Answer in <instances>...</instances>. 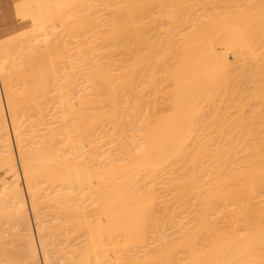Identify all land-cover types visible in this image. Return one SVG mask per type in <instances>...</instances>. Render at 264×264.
I'll use <instances>...</instances> for the list:
<instances>
[{
  "label": "bare ground",
  "instance_id": "obj_1",
  "mask_svg": "<svg viewBox=\"0 0 264 264\" xmlns=\"http://www.w3.org/2000/svg\"><path fill=\"white\" fill-rule=\"evenodd\" d=\"M83 1L47 0L46 3V0H44L43 2L50 9L48 8V12L42 11L44 14L46 13L45 18L48 21L50 20V24V22L53 23V19L59 21L63 15L66 16V14H69L68 12H72L74 5L72 4L73 6L70 7L71 3L80 4ZM98 1V6L96 4L98 10L106 12L103 15H101L102 12L98 13L101 16L97 17V22L94 23L96 18H93L94 20L91 19L89 23L85 19H88L87 16L91 15L90 11L93 8L88 15L84 14L87 15L84 19L86 22L81 21L86 26L92 24V28L95 24L93 35L97 41L98 51L96 50L95 56L92 55L94 58L92 57L91 67L87 70L88 85L85 87H90L91 93L69 94L71 93L70 90L76 87V82L69 76L70 71L62 69L63 74L65 72L63 79L55 81V73H57L56 70H58L59 65L57 58L60 57L55 58L53 56V59L47 61L48 64L45 63V60V62H37L40 57H43V54L30 47L29 50L21 47V55L23 54V57L29 60L25 63L23 59L24 66L19 67V72L25 73L29 70L32 77L28 80L25 79V81L22 79L21 91L15 93L16 90H13L11 78L16 74H11L13 67L18 66L13 62L15 60H12L13 55L9 52L10 48L8 49L6 44L0 43V88L4 95V104L0 96V169H3L5 173V181L3 180L5 183L2 181L3 186L6 184L0 190V195L4 199L7 198L5 203L2 200L3 198H0V264H41V260L43 264H239L241 254H243L241 253L242 246L247 249L250 245L248 247V250H250L247 251V255H249V252H252L251 243L252 241L253 243L256 242V237L254 238L251 234L254 240L249 237L246 245L241 246L239 234L235 232L236 227H232L235 233L230 227L238 225L237 229H239L238 227L242 223L240 221H243L240 220V213H243V211L241 209L238 213L236 210H231L233 207L230 205L226 208V210L228 209L226 217L223 210L225 205L227 207L230 204L229 201L232 202L237 196L238 201L242 200H239V198L241 196L240 192L245 189L244 187L248 189V191L246 190L247 193L249 192L246 199L250 197L249 200H252L255 194L257 196L260 188H264L263 185L260 186L261 180L264 179L262 177L264 176L262 175L264 174V168H261L264 165L259 167L262 162L264 163V153L260 151L259 154H263L260 157L256 150L259 147L264 150V133L262 131L260 133L262 140L261 137L259 138V131H256L261 127L264 128V125L260 124H264L261 118L264 116L263 111H261L262 104L264 105V97H261L264 94V91H262L264 90V78H262V74L259 75L261 71H258V68L262 65L260 63L264 62V0H189L191 3L187 0L189 4L185 0L184 5L183 0ZM26 2L29 5L26 4L25 7L23 5V8L31 7L30 1ZM42 4L40 8L44 9L46 5L43 7ZM84 4L89 3L84 2ZM92 4L94 6V3ZM242 5H244L243 8H241ZM91 7L92 5L90 9ZM38 8L39 6L33 9L36 11ZM153 8H156L157 11H152ZM224 8L225 13L218 11L220 9L224 10ZM208 11H210V14L207 13ZM73 12L68 16L73 17L71 14L76 13ZM95 12L98 11L95 10ZM95 12L92 11V14H95ZM153 12L158 14L157 17H154L155 21L160 20L163 26L166 27L165 30L163 29L162 39L160 37L158 38L161 40L157 39V41H160H158L160 43L158 50L156 49L158 43L154 44L152 40L150 41V38L148 39L154 31V27L158 28L155 21L147 22L153 20ZM85 13H88V11ZM25 14L27 13L25 12ZM19 15H22V12ZM36 16L35 14L33 17L34 24L37 21L40 22L39 19L42 17L40 14L38 15L40 17ZM143 18L144 20L149 19L146 21L148 26L151 27L154 24L153 31L149 30L150 33L148 29L151 28H145L147 25L146 22H142ZM60 23L61 21L57 24L60 25ZM38 24H35V29L38 26L41 27V23ZM160 26L157 30L161 29ZM74 27L76 28V26ZM89 27L90 25L87 29ZM48 28L50 29V26ZM65 28L67 29V27ZM92 28L90 29L91 32H93ZM35 29H32L34 34L40 28H37L36 31ZM55 29L53 33H55ZM87 29L86 31H89ZM215 32L217 34L216 38L214 37ZM27 33L29 34V31ZM53 33L51 34L53 35ZM22 34L25 35V33ZM58 34L60 35V33ZM52 35H47L48 38L45 39H49ZM219 35L222 41L217 40V42L232 48L234 60H229L223 54V51L217 50L218 43L216 39H219ZM38 36L41 37L39 33ZM44 37L46 36L44 35ZM153 37L156 39V36ZM37 38L33 39L34 43L37 42L34 41ZM15 40L17 41V38ZM39 40V42L42 41ZM248 41L254 42L253 44L250 43L253 46L255 45V49H252L255 51L256 59L254 60H258L255 62L258 67L252 66L254 60H251L253 62H250V64L244 62L243 58L238 57V51L242 49L241 46L245 44L247 46ZM15 42L10 43L16 44L17 42ZM20 42L23 43L24 41ZM58 42L60 43V41ZM52 43L53 46L54 43ZM143 44L147 45L143 46ZM222 44L220 46H224ZM31 46L33 45L31 44ZM97 46L95 45V47ZM17 50L19 49L17 48ZM48 50L50 51L51 47ZM105 50L109 53L108 60L104 59L105 56L102 57ZM156 50L159 52L157 53ZM97 52L99 53L97 54ZM132 53H134V56ZM129 54L132 55L131 58ZM154 55L159 57L157 58ZM66 57L68 58V56ZM150 58L154 59L156 64L151 65ZM84 59L82 60L85 61L86 59ZM147 60L151 64L145 63ZM61 62L63 63V61ZM81 63L80 66H82ZM245 63L250 66L246 68H250L248 72H252L248 73L244 68L245 73H248L247 76H254L255 69L251 71V68H256V71H258V75L257 72L256 75L261 77V79L258 77L260 81L255 80L257 79L256 75L254 76L255 79L250 77L252 81L251 84L249 82L248 84L260 86H256L257 89L256 87L246 86V90L249 92L254 89L251 90V96L245 90V93H243L246 82L244 87L241 86L243 87L240 89L241 93L237 91L240 97L242 95V100L246 93L248 94V99L244 97L247 105L244 100V105L240 102V97L238 98L240 101L236 99L238 94L235 95V98L232 97L241 84L235 87V93L232 87V91L229 89L230 78L231 83H233L242 73L244 74L243 68H241L242 72L239 69L240 74L237 78L234 77L235 75L232 76L233 72L232 74L230 72L232 70L237 71L235 69L236 64H242L241 67H246L243 65ZM150 65L152 67L156 65V68L153 67L155 70ZM25 66L28 70L24 69ZM151 68L152 70H150ZM262 70L264 72V69ZM228 71H230V76L226 73ZM141 72H144V76L143 73L140 75ZM161 74L167 80L165 81L169 82L167 83L168 87H171L170 94L166 93V95H169L166 99L169 97V101H165V98L161 97L165 93L163 91L168 92L169 90H162L164 80H162L163 78L160 79L161 76L159 75ZM244 75L241 76L244 78ZM50 77L53 78L52 81H49ZM240 77L238 79L239 83L242 78ZM243 78L242 80L245 81ZM14 80V83L18 81ZM160 80L163 83H158L162 84L159 85L161 90H158L157 82ZM254 80L255 83H253ZM19 84L20 80L17 85ZM167 84L165 83V85ZM145 85H149L150 88L154 89L152 94L144 96L148 94L145 88H149ZM165 85L164 87H167ZM139 86L143 90H140ZM261 87L262 89H260ZM15 89H18V87H15ZM64 89L68 90L69 93H62ZM144 89L147 92H143ZM150 90L152 89H149V93ZM228 91L230 94L233 92V95L230 96L232 97L231 100L234 99V101H231L233 103H230V97H228V101L225 99ZM159 92L161 100L163 98L164 103H170V106L167 105L170 110L164 109L167 113L161 111L164 114L159 111V108H163L162 105L160 106ZM256 92L258 93L256 94ZM259 92H263V94L261 95ZM222 96L225 97H223L225 100L221 99ZM252 96L253 98L257 96L256 98L262 104L259 105L260 103L255 98L254 100L258 104L253 107L248 101L253 100ZM218 97H220V101H224L219 103H225L223 108L229 102L227 108H230L231 113L234 107L232 105L229 107V104L235 105L234 102H236V105L239 106L235 107H241V109H236L237 114L234 112L236 115L232 113L229 116V120L233 119L232 121L227 120L228 117L226 118L227 121L225 118L223 119V116L226 117V115H222L223 111L225 110V114L229 113L226 112L228 110L226 108L224 110L222 107L218 108L222 104H216L218 106L216 107L215 102L218 103L219 99L216 100ZM239 102L242 106L238 104ZM157 103H159V108ZM255 103L253 102V105ZM250 105L255 111L257 110L256 112L259 110L261 112L259 111L258 115L256 112H252L254 109L250 112L248 110L251 108ZM5 107L8 118L5 115L7 114L4 111ZM247 107V112L243 113ZM242 109L244 110L242 111ZM240 112L241 114H239ZM245 114L254 117V120L260 118L262 122L257 120V123L248 116V120L245 121V116H242ZM254 114L257 117L252 116ZM233 115L236 116L235 119ZM237 115L241 116L238 124H241L244 118V126L246 125L245 122L250 127L249 129L254 125L255 130L252 131V128V132H249L248 126L247 130L245 127L243 130L247 131L246 135L249 133L247 137L251 143L253 142L251 137L255 140L258 138L257 143L260 141L259 144L255 142L251 144L252 146L256 144L258 148L254 146L255 150L250 147L251 145L248 144L250 141L248 142V140L246 144L251 149H247L248 146L246 145L241 150L237 148V146L242 147L239 145L247 139L246 135H243L244 131L242 133V130H240L243 126L240 125V128L237 126L236 118L239 117ZM224 121L230 123H228L229 126L226 125L227 129ZM253 121L257 126L261 125L260 128L256 129ZM228 129L229 131H226ZM231 129L233 133L239 129V134L241 132V135H243L241 137L246 138L245 141H242L239 135L237 137L241 138V143L240 139L238 142V138L235 141L234 138L236 137L234 136V140H229L228 135L232 138L231 135L226 134L225 136V133L230 132ZM253 132L254 135L257 134L256 137L251 135ZM227 139L231 142L233 140L234 145L231 143L226 145L223 141ZM261 143L262 146H260ZM228 144L230 147L236 146L234 147L235 150H232L233 148L231 147V149ZM106 146L108 148H105ZM236 149L239 151H236ZM234 152L238 153L235 154ZM243 153L246 155L243 156ZM232 154H235L236 157ZM237 154L242 155L243 159L247 156L245 157L247 161L244 159L245 166H242V168L239 167L243 163L242 157H238L239 160H242V162L241 160L238 162ZM231 155L237 159L235 162ZM248 157L250 159L256 158L250 160ZM259 158L261 159L258 160ZM226 161L227 163L231 161L232 164H226ZM258 161H261V164L259 163L257 166L255 162ZM238 163L240 164L238 165ZM247 163L252 164V170H249L252 167L251 164L249 167ZM236 164L239 167L238 170L234 168ZM228 165H233V168ZM243 168H245V172L241 170ZM228 169L230 172H228ZM234 169H236L235 172ZM258 169L260 174L257 171ZM238 173L243 176L244 180L251 173L252 177H249V179L251 181L252 178V181L247 183L248 178L245 181L241 180L242 185L243 182L245 184L240 186L241 177ZM245 174L246 176H244ZM257 181L259 183L256 184ZM227 182H230L228 187L234 186V188L229 187L230 190L228 191L226 189ZM231 184L234 185L231 186ZM252 184H256V187L259 185L257 187H260L259 190ZM238 185L243 189L239 190ZM247 186L249 188L250 186L251 188L252 186L255 187L258 191L255 188V190L250 189L257 191V193L250 192ZM5 190L7 191L5 192ZM244 192L245 190L242 194ZM41 198L44 199L45 204L43 210H49L46 211L50 215L48 223L47 220L42 219L37 205L38 200V202L42 201ZM255 199L253 198V200ZM227 200L229 201L227 202ZM250 202L246 200L245 203L252 204ZM239 203L236 202V205L234 202L237 207ZM254 203L256 204V202ZM242 206L244 209V205ZM242 206L240 205V207ZM229 208L230 214H228ZM161 211L164 214L163 212L161 214ZM235 213L239 214L238 221ZM181 214L186 215L182 217ZM229 215L232 217L229 218ZM223 217L227 218V221L228 218L232 219L229 220L232 225L228 223L229 228L232 230L231 232L229 229L230 234L226 231ZM244 217L245 215L242 219ZM262 217L263 215H261V220ZM184 218L188 220L184 221ZM3 220L4 225L9 224L5 225L8 226L7 228L2 227L4 226L1 224ZM170 231L172 232L170 233ZM11 236L12 238L15 237V240H13L16 243L19 242V245H11V242H13ZM260 238L264 240V235ZM14 242L13 244H15ZM262 256L264 257V255Z\"/></svg>",
  "mask_w": 264,
  "mask_h": 264
},
{
  "label": "rangeland",
  "instance_id": "obj_2",
  "mask_svg": "<svg viewBox=\"0 0 264 264\" xmlns=\"http://www.w3.org/2000/svg\"><path fill=\"white\" fill-rule=\"evenodd\" d=\"M26 1H30V6L33 7V8H34V7H38V6H39V8H40V7H41L40 5H41L42 3H43V4H42L43 7L46 5V4L43 2L44 0H43V1L41 0V2H42L41 4H40V0H37L36 2H35L34 0H33V1H32V0H26ZM26 1L23 2V0H0V16H1V17H0V43H1V44H6V46H8V49L10 48V49H9V50H10L9 52L11 53V55H13V59H12V56H11V59H12V60H15V61H13V62L16 63L17 66H18V67H16V65H15V66L13 67L15 70L13 69V72H12V74H11V75H15V74H16V75L13 76V77H14V79L18 80V81H16V82L14 83L15 80L13 79V77L11 78V82H13V83H12V84H13V90H16L15 93H20V91H21V87H22L21 84L23 83V82H22L23 80L25 81V79L28 80V79H30V78L32 77L31 74H29L30 72H29V70L27 69V66L24 67V69H27V70H28L27 72H25V73L22 72L23 74H22L21 72H19L20 68L24 66V64H23L24 60H25V63H27V61L29 60V59H27V58H24V57H23V54L21 55V49H22V48H25L26 50H29L30 48H34L35 51H38L39 53L43 54V57H40V58L37 60V62H38V61H39V62H45V61H46L45 63L48 64V62H49L51 59H53L54 57H55V58H56L57 56L60 57V58H57V60L59 61V62H58L59 65H58V67H57L58 70H56L57 73H55V77H56L55 79H56V80H55V79H54V80H55V81H58L57 79H61V80H62L63 77H64V74H65V72H64V74H63V70L65 69V70L70 71V72H69V73H70L69 76L74 80V82L77 83V85H76V83H75V86L77 87V89H76V87H75V88H74L75 90H74V89H73V90H70L71 93H69L68 90L64 89V90L62 91V93L68 92V93L71 94V95H74L75 93L78 94V93H81V92H83V93H91L92 90H90V87H88L89 89H88V88H85V87H87L86 85H88V82H87V78H88L87 70L91 67V63H92V61H93L92 59L94 58L93 56H95V54H96V50L98 49L97 41L95 40V36L93 35V34L95 33V32L93 31V30H94L93 28H95V27H94V26H95L94 23L97 22V21H96V20H97V17L103 15V13L106 12V11H103V12L101 11V12H102V13H101V12L98 10V7H97V6H98L99 1L97 0V1H98V3H97L96 0H95V2H94V0H92V1H91V0H88L89 2L86 1V0H85V1L82 0L83 3H80L81 5L75 3V2H77V1L74 2L76 5H75L74 3H71V6H70V7H72V6L74 5V6L72 7V10H73V11L75 10L74 12H76V13H74V12L72 11V12L74 13V14H71V15H73V17H72L71 15H70L71 17H69L68 15H69L70 13H72V12H68L69 14H66V16L69 17V18H67L66 16L63 15V16H62V19L60 18V20H59V21H61L60 25H58V24H59V21H58V20H55V19H53L54 21L51 20L53 23L56 21V22H55L56 25L54 24L55 26H54L53 23H51V22H50V24H49V21H50V20L48 21V19L45 18V14H46V13L44 14L43 11L48 12V10L50 9L48 5L45 6V8H44L45 10H44L43 8H40L41 10L38 8V10L35 11V9H37V8H35V9H33V8H31V7L23 8V5H24V7H25L26 4L29 5V3L26 2ZM70 1H71V0H70ZM82 1L80 0V2H82ZM90 1H91V4H90ZM183 1H184V2H183V5H184V4H185V0H183ZM186 1H187V0H186ZM188 1H189V0H188ZM188 1H187V3H188ZM18 2H19V3H18ZM25 2H26V3H25ZM34 2H35V3H34ZM84 2H85L86 4H87V3H89V4L85 5ZM32 3H33V4H32ZM37 3H38V5H37ZM46 3H47V0H46ZM92 3H94V6H93ZM189 3H191V2L189 1ZM189 3H188V4H189ZM238 3H239V2H238ZM243 3H244V2H243ZM72 4H73V5H72ZM96 4H97V6H96ZM222 4H224V3L222 2ZM240 4H241V2H240ZM21 5H22V6H21ZM35 5H36V6H35ZM79 5H80L81 7H80ZM91 5H92V7H91V9H90V6H91ZM207 5H208V4H207ZM209 5H210V4H209ZM77 6H78L79 8H76ZM186 6H187V4H186ZM243 6H244V5H242L241 8H243ZM18 7H19V8H18ZM74 7H75V8H74ZM83 7H84V8H83ZM87 7H88V8H87ZM195 7H196V6H195ZM195 7H194V8H195ZM20 8H21V9H20ZM22 8H23V9H22ZM27 8H28V9H27ZM46 8H47V9H46ZM48 8H49V9H48ZM85 8H86V9H85ZM93 8H94V9H93ZM4 9H5V10H4ZM32 9H33V10H32ZM84 9H85L86 11H88V13H85L86 11L84 12V11H83ZM92 9H93V10H92ZM221 9H222V8H221ZM221 9L218 10V11H219V12H222V11H223L222 13H225V12H224V11H226L225 8H224V10H221ZM19 10H20V11H19ZM25 10H26V11H25ZM27 10H28V11H27ZM39 10H40V12L38 13ZM42 10H43V11H42ZM90 10H92V11H94V12H95V10H96V11H98V12H95V14H92V11H90ZM23 11H24V12H23ZM29 11H31V12H29ZM78 11H80V12H78ZM81 11H82V12H81ZM89 11L91 12V15H90V16L88 15V14L90 13ZM152 11H155V12H156L157 10H156V8H153ZM212 11H213V10H212ZM214 11H215V10H214ZM19 12H20V13H19ZM21 12H22V15H19V14H21ZM25 12H26L27 14H25ZM83 12H84V13H83ZM155 12H153V13H154V15H153V17H152L153 20H151V21H147V20H149L148 18H147V19L145 18L146 20H144V18H143L142 22H143V21H144V22L147 21V22L149 23V22L155 21L156 19H154V17H157V16H158V14H156ZM34 13H35L37 16H38L39 14L42 15V17L44 16L43 18L41 17V19H39V20H41L40 22H39V21L36 22L37 25H39L38 23H41V24H40L41 27H40V26L37 27V25H36V27H37V28H40L39 30L43 29L42 31H39V30L36 28V29L39 31V32H38V31H36V29H35V24H36V23L34 24V21H33V19H34L33 17L35 16ZM82 13H83V14H82ZM96 13H97V16H96ZM98 13H101V15H100V14L98 15ZM207 13L210 14V11H208ZM211 13H213V12H211ZM226 13H227V12H226ZM28 14H29V16H28ZM31 14H32V17H31ZM43 14H44V15H43ZM84 14H87L88 16H87V15H84ZM25 15H26V16H25ZM81 15H82V16H81ZM22 16H23V17H22ZM37 16H36V17H37ZM80 16L82 17V19H81ZM85 16H87L88 19H85ZM91 16H92V17H91ZM38 17H40V16H38ZM64 17H65V18H64ZM74 17H75V18H74ZM89 17H90V19H89ZM70 18H71V20L73 19L72 22H71ZM78 18H79V19H78ZM93 18H94V19L96 18L95 21H94V23H93V24H94L93 28L91 27L92 24H88V25L86 26V24L83 23V22H86L85 20H88V22L90 23V20L93 19ZM43 19H44V21H43ZM63 19H64V20H63ZM65 19H66V20H65ZM68 19H69V20H68ZM84 19H85V20H84ZM94 19H93V20H94ZM46 20H47V21H46ZM76 20H77V21H76ZM93 20H92V22H93ZM35 21H36V20H35ZM42 21H43V22H42ZM62 21H63V22H62ZM78 21H79V22H78ZM81 21H83V22H81ZM159 21H160V20H157V22L155 21V23L157 24L158 28H159L160 25L163 27V28H162V27L160 26L161 29H159V30H157L158 28L154 27V31H153V29H152L153 26H154L153 23H152L153 25H152L151 27L147 25V22H146V25H147V26L145 25V26H146L145 28H147V27L151 28V29H148V32H149V33H150V31H153V32H154V33L152 32L151 35L148 37V39L150 38V41L152 40L154 44L158 43V41L162 39V34H163L164 30L166 29V27L163 26V23L160 21V23H162V24H160ZM45 22H46V23H45ZM47 22H48V23H47ZM65 22H67V23H65ZM69 22L71 23V26H70V23H69ZM76 22H77V23H76ZM88 22H87V23H88ZM57 23H58V24H57ZM68 23H69V24H68ZM79 23H80V24H79ZM82 23H83V26H82ZM48 24H49V25H48ZM66 24H67V25H66ZM44 25H45V26H44ZM52 25H53L54 27H53ZM65 25H66V26H65ZM89 25H90V27L92 28V31H93V32H91V30H90L91 28H90V27H89V29H87ZM150 25H151V23H150ZM48 26H50V29L48 28ZM61 26H62V27H61ZM64 26L67 27V29H66ZM74 26H76L77 29H76ZM77 26H78V27H77ZM43 27L45 28V30H44ZM68 27H69V29H68ZM71 27H72V28H71ZM79 27H80V28H79ZM51 28H53V29H51ZM55 28L57 29V31H56ZM70 28H71V29H70ZM73 28H74V29H73ZM82 28L85 29V30H83ZM155 28H156V29H155ZM32 29H33V30L35 29V31H36L35 34L33 33V30H32ZM46 29H47V30H46ZM54 29H55V33H53ZM58 29H59V30H58ZM64 29H66V30H65L64 32H61V31H63ZM80 29H81V31H80ZM86 29L89 30V31H86ZM163 29H164V30H163ZM30 30H32V31H30ZM49 30H50V31H49ZM69 30H70V31H69ZM72 30H73V32H71ZM78 30H79V32H78ZM149 30H150V31H149ZM161 30H163V31H161ZM28 31H29V34L27 33ZM35 31H34V32H35ZM43 31H44V32H43ZM68 31H69V32H68ZM146 31H147V29H146ZM157 31H158V32H157ZM30 32H31L32 34H31ZM37 32L39 33V35H40L41 37L38 36V33H37ZM83 32H84V33H83ZM148 32H147V34H149ZM22 33H25V35H23ZM40 33H41V34H40ZM49 33H50V34H49ZM51 33H53L54 36H53ZM58 33H60V35H59ZM67 33H68V34H67ZM156 33H158L159 36H158V34L156 35ZM160 33H161V35H160ZM217 33L219 34V32H217ZM21 34L23 35V38H22ZM26 34H28V35H26ZM33 34H34V36H33ZM43 34H44L46 37H44ZM61 34H62V36H61ZM71 34H72V35H71ZM153 34H154V35H153ZM205 34H206V33H205ZM213 34H214V33H213ZM215 34H216V32H215ZM47 35H49V36L52 35L53 37L51 36L49 39H45V38H48ZM56 35H57V37H56ZM69 35H70V36H69ZM73 35H74V36H73ZM152 35H153V36H156V39H154L155 37H153ZM220 35H221V34H220ZM220 35L218 36L219 39H216V42H217V40H219L220 42L222 41V40H220V39H221V38H220ZM18 36H20V37L18 38ZM25 36H26L27 38H26ZM30 36H31V38H32V37H33V38H32V39H31V38L29 39ZM35 36L38 37V38H37V40H34V41H37V42L34 43V42H33V39L36 38ZM59 36H60V37H59ZM147 36H148V35H147ZM212 36H213V35H212ZM212 36H211V37H212ZM216 36H217V34H216L214 37L216 38ZM158 37H160L161 39L158 38ZM214 37H213V40H214ZM16 38H17V41L15 40ZM51 38H52V41H51ZM58 38H59V39H58ZM26 39H27V40H26ZM39 39H41L42 41L39 42V41H40ZM43 39H44V41H46V42H47V40H49V41H48L47 43H45V42L43 41ZM53 39H54V40H53ZM55 39H58V40H55ZM62 39H63V40H62ZM65 39H66V40H65ZM92 39H93V40H92ZM153 39H154L156 42H155ZM157 39H159V40L157 41ZM25 40L28 41V43H26ZM15 41H16L18 44H17ZM18 41H19V42H20V41H24L25 43H24V42H23V43H22V42L19 43ZM29 41H30V42H29ZM54 41H55V42H54ZM58 41H60V43H59ZM66 41H67V42H66ZM92 41H93V42H92ZM94 41H95V42H94ZM10 42H11V43L15 42L16 44H11ZM32 42H33L34 44H33ZM38 42H39V44H38ZM52 42H53L54 44H53ZM159 42H160V41H159ZM198 42H199V41H198ZM213 42L215 43V40H214ZM220 42H219V43H220ZM223 42H224V41H223ZM250 42L252 43V41H250ZM250 42H249V41L247 42V44H248L247 46H245L246 44H245L244 46H241L242 49H241L240 51H238V55H239L238 57L243 58V61H244V62H247V63H250V62L252 63L253 61H251V60L256 59V58H255V57H256V54H255V51L253 50V49H255V45H254V46L252 45L254 42H253L252 44H251ZM7 43H8V45H7ZM9 43H10V44H9ZM30 43H31L33 46H31ZM51 43L53 44V46L51 45ZM85 43H86V44H85ZM93 43H95V44H93ZM195 43H197V42H195ZM217 43H218V42H217ZM217 43H216V44H217ZM219 43H218L219 46H218V45H217V46L215 45V46L217 47V50H218V51L220 50L221 52L223 51V52H224L223 54H225V56H226L229 60H231V61L234 60V52H233L232 48H228L229 46L226 47L227 45L222 44V43H221V44L224 45V46H220L221 44H219ZM36 44H37V45H36ZM40 44H43V45H40ZM45 44H46V45H45ZM59 44H60V45H59ZM92 44H93L94 46H93ZM249 44H250L251 46H250ZM9 45H10V47H9ZM13 45H14V46H13ZM19 45H20V46H19ZM65 45H66V46H65ZM86 45H87V47H86ZM88 45H89V46H88ZM95 45H96L97 47H95ZM144 45L146 46L147 44H143V46H144ZM158 45H159V46H158ZM12 46H13V47H12ZM35 46H36V47H35ZM41 46H42L43 49L41 48ZM59 46H60V47H59ZM62 46H64V47H62ZM252 46H253V47H252ZM11 47H12V48H11ZM21 47H22V48H21ZM26 47H27V48H26ZM29 47H30V48H29ZM47 47H48V48H47ZM50 47H51V50H50L51 52H50L49 50H48V51H49V55H50V54H51V55H50V57H49L47 49H50ZM54 47H55V49H54ZM158 47H160V43L157 44V48H156V45H155V48H156L157 50L159 49ZM13 48H14V51L12 52ZM17 48H18L20 51L17 50ZM57 48H58V49H57ZM60 48H61V49H60ZM85 48H86V49H85ZM92 48L94 49L95 52L93 51ZM224 48H225V49H224ZM226 48H227V49H226ZM252 48H253V49H252ZM222 49H223V50H222ZM41 50H42V52H41ZM84 50H86L87 53H86V51H84ZM157 50H156V52H157ZM57 51H58V52H57ZM61 51H62V52H61ZM82 51H84L85 53L82 52ZM90 51H91V52H90ZM97 51H98V50H97ZM130 51H133V50H130ZM142 51H144V50H142ZM65 52H66V53H65ZM92 52H93V53H92ZM133 52H134V51H133ZM158 52H159V51H158ZM158 52H157V53H158ZM12 53H13V54H12ZM14 53H15V54H14ZM39 53H38V54H39ZM46 53H47V54H46ZM53 53H54V54H53ZM63 53H64V54H63ZM83 53H84V56H83ZM98 53H99V52H97V54H98ZM62 54H63V55H62ZM133 54H134V53H132V55H133ZM159 54H160V53H159ZM159 54H158V55H159ZM16 55H17V56H16ZM19 55H20V57H19ZM65 55L68 56V58H67ZM80 55H81V57H80ZM86 55H87V57H86ZM92 55H93V56H92ZM102 55H103L102 57H104V56L106 57V58L104 57L105 60H108V58H109V53L107 52V50H105L104 53H103ZM129 55H130V54H129ZM132 55H130L129 57L131 58ZM158 55H157V56L154 55V56H156V57L158 58V57H159ZM14 56H15V57H14ZM21 56H22V57H21ZM53 56H54V57H53ZM62 56H63V57H62ZM133 56H134V55H133ZM154 56H153V58H154ZM16 57H17V58H16ZM51 57H52V58H51ZM79 57H80V58H79ZM83 57H84L86 60H85ZM92 57H93V58H92ZM156 57H155V59H156ZM20 58H21V59H20ZM49 58H50V59H49ZM132 58H134V57H132ZM23 59H24V60H23ZM42 59H43V60H42ZM46 59H47V60H46ZM59 59H60V60H59ZM80 59H81V60H80ZM82 59H84L85 61H83ZM257 59H258V58H257ZM12 60H11V62H12ZM16 60H17V61H16ZM40 60H41V61H40ZM44 60H45V61H44ZM130 60H132V59H130ZM150 60L152 61V64H151V62L148 61V60H147L148 62L145 61V63L153 65V64L155 63V60H154V59H151V58H150ZM157 60H158V59H157ZM157 60H156V61H157ZM18 61H19V62H18ZM21 61H22V63H21ZM47 61H48V62H47ZM61 61H63V63H62ZM82 61H83V62H82ZM132 61H133V60H132ZM153 61H154V62H153ZM248 61H249V62H248ZM256 61H258V60H256ZM256 61L254 60V62H253L254 64H252V66H253V65L256 66V64H255ZM81 62H82V63H81ZM241 62H242V61H241ZM259 62H260V61H259ZM259 62H258V63H259ZM61 63H62V64H61ZM80 63H81L82 66H80ZM239 63H240V62H239ZM251 63H250V64H251ZM263 63H264V62H263ZM263 63L261 62L260 64L264 65ZM18 64H20V65H18ZM64 64H65V65H64ZM76 64H78V65H76ZM155 64H156V63H155ZM260 64H259V65H260ZM151 65H150V67H152ZM241 65H242V64H241ZM241 65L236 64V68H235V69L238 71V73H236L237 71H233V70H232L231 72L228 71V72H226V73L229 74V72H230V74H232V72H233L232 76L235 75L234 77L237 78V77H238V74H240L241 68H243L242 71L244 72L245 75H244L243 73H242L241 75H242V76L244 75L246 78H245V77L243 78L241 75H240V76H241L245 81H243L242 78L239 76V77L241 78V80H239L240 83L238 82V79H239V77H238L236 80L233 78V79L236 81V82L233 81V83H234V84H233V83H231V78H230V81H229V82H230V85H229L230 88H229V89L231 90V89L233 88L232 90H234V93H235V90H236L235 87H236V86H239L240 84H241V85H240L239 87H237L236 93H235L234 95H233V92H231V94H230V92H229L230 90H229V91L227 92L229 96L226 95V96H225L226 98H225L224 96H222V98H221L222 100H225V99H226V101H228L227 99H229L228 97H230L231 95H233L232 97L235 98V95L238 94L237 91H238V92L240 91L239 93H241V90H240V89L244 87V83H245V82H246L247 84H245V88H243V93H245V91H246V92H249V91L246 90V86H247V87H248V86H249V87L251 86V88H253V87L255 88L257 85H255V84H254V86H252L253 84L250 85V84H251V81H252V80L250 79V77H253L252 79H255L254 76L256 75V72H257V75H258V71H259V72L261 71V73H260L259 75L262 74V78H264V76H263L264 72H263V70H262V69H264V66H263V68H261L262 65H260L261 70H260V68H258V71H256V70H257L256 68H251V71H253V69H255V72L253 73V75H254V74H255V75H254V76H251V75H250V76H249V75L247 76L248 73H252V72H248V69L250 70V68L246 69L247 67H250V66H248L249 64H248V65H247L246 63L243 64V65H245L246 67H244V66L241 67ZM63 66H64V67H63ZM78 66H79L80 68H79ZM237 66H239L240 68H239V67L237 68ZM252 66H251V67H252ZM254 66H253V67H254ZM19 67H20V68H19ZM61 67H62V68H61ZM84 67H85V68H84ZM153 67L156 68V65L153 66ZM153 67H152V68H153ZM256 67H258V64H257ZM152 68H151L150 70H152ZM162 68H164V67H162ZM244 68L247 70L248 73H245L246 70H244ZM62 69H63V70H62ZM83 69H84V70H83ZM153 69H154V68H153ZM239 69H240V71H239ZM154 70H155V69H154ZM161 70H162V69H161ZM14 71H15V73H14ZM17 71H18V72H17ZM24 71H25V70H24ZM61 71H62V72H61ZM242 71H241V72H242ZM83 72H84V73H83ZM158 72H159V69H158ZM158 72H157V73H158ZM161 72H162V71H161ZM161 72H160V73H161ZM17 73H18V74H17ZM142 73H143V76H144V72H141L140 75H142ZM21 74H22V75H21ZM230 74H229V76H230ZM23 75H26V76H23ZM157 75H158V74H157ZM163 75H165V73H163ZM163 75L161 74V75H159V76H161L160 79L163 78L162 80H164V84H163V85H162V84H158L159 82H160V83H163L162 80L158 81V82H157V84H158V87H157V88H158V90H161V89H159V87L162 85V86H163V89H162V90H164V89H165V90H168V89H169L168 92H167V91H163V92H165V93H163L162 91H160V92L163 93L161 97L165 98V101H167V100L169 101V97H168V99H166V97L169 96V95H166V93H169V94H170V88H171V87H168L169 85H168L167 83H169V82H166L167 80L163 77ZM257 75H256V76H257ZM58 76H59V77H58ZM226 76H227V74H226ZM229 76H227V77H229ZM232 76H231V77H232ZM15 77H16V78H15ZM21 77H22V78H21ZM25 77H26V78H25ZM48 77H49V75H48ZM61 77H62V78H61ZM157 77H158V76H157ZM258 77H260V76H257V77H256V78H257V79H255L256 81H260V80H258ZM247 78H248V80H247ZM22 79H23V80H22ZM140 79L142 80V77H141ZM157 79L159 80V77H158ZM228 79H229V78H228ZM233 79H232V80H233ZM249 79H250V80H249ZM260 79H261V77H260ZM19 80H20V84L17 85V84L19 83ZM50 80L52 81L53 78L50 77V78H49V81H50ZM165 80H166V81H165ZM255 80H254L253 83H255ZM1 81H2V79H1ZM59 81H60V80H59ZM241 81H243V82H241ZM262 81H263V79H262ZM248 82H249L250 84H248ZM16 83H17V84H16ZM140 83H142V82H140ZM140 83H139V84H140ZM165 83H166L167 85H165ZM259 83H261V82H259ZM262 83H263V82H262ZM78 84H79V85H78ZM232 84H233V85H232ZM236 84H237V85H236ZM159 85H160V86H159ZM164 85L167 86V87H164ZM231 85H232V86H231ZM258 85H259V84H258ZM261 85H263V84H261ZM145 86H147V85H145ZM148 86H149V85H148ZM148 86H147V87H148ZM241 86H243V87H241ZM15 87H16V88L18 87V89H15ZM139 87H140V86H139ZM139 87H138V88H139ZM142 87H143V86H142ZM231 87H232V88H231ZM257 87H260V86H257ZM257 87H256V89H257ZM263 87H264V86H263ZM80 88H81V89H80ZM161 88H162V87H161ZM141 89L143 90V88L140 87V90H141ZM145 89H146L148 92H147ZM145 89H144L143 92H147L148 94L146 93L147 95H144V96H148L149 94H152V93H153V90H154L153 88H150V86H149V88H145ZM149 89H152V90H150V93H149ZM256 89H255V90H256ZM260 89H262V87H261ZM263 89H264V88H263ZM89 90H90V91H89ZM232 90H231V91H232ZM244 90H245V91H244ZM248 90H249V88H248ZM251 90H254V89H251ZM251 90H250V92H249V94H250L249 96H251ZM1 91H2V89L0 88V96H1V99H2V103H3V97H4V95H3V91H2V92H1ZM262 91H264V90H262ZM160 92L158 93V97H159V98H160ZM252 92H253V91H252ZM243 93H242V94H243ZM253 93H254V92H253ZM253 93H252V94H253ZM257 93H258V92H256V94H257ZM259 93H260V92H259ZM143 94H144V93H143ZM222 94H223V93H222ZM260 94L262 95L263 92L260 93ZM163 95H166V96L164 97ZM224 95H225V94H224ZM243 95H244V94H243ZM246 95H247V96H246ZM246 95H245L244 97H245V99H246V98L248 99V94L246 93ZM254 95H255V93H254ZM258 95H259V94H258ZM263 95H264V94H263ZM263 95H262L261 97H264ZM158 97H157V99H158ZM220 97H221V96H220ZM220 97L216 98V100L219 99V101H218V103L215 102V105H216V104H217V105H218V104H219V105L222 104V105L219 106V107L216 105V107H218V108H221V107H222L223 110H224L225 108L228 109L226 112H228L229 114H227V113L225 114V112H224L225 110H224L222 115H226V117L223 116V119L225 118V120H226V118L228 117L227 120H229V119H230L229 116H231L232 113L234 114V112L236 113V111H237L236 109L239 108V107L236 108L235 106H239V105H236V102H234L235 105H234V104H229V107L232 105V107L235 108V110H234V108H233V111H232V113H231V110L229 111L230 108H227L229 102L226 103L227 105L223 108V106L225 105V103H219V102H224V101H220ZM223 97H224L225 99H224ZM232 97H230V103H233V102H231V101H234V99L231 100ZM236 97H237L236 99L239 100V101H240V99H241L240 102H242L243 105H244V102H243V100L245 101L244 97H243V100H242V98H241L242 95H241V97H240V94H238V96L236 95ZM239 97H240V99H238ZM254 97H255V96H254ZM256 97H257V96H256ZM256 97H255V98H256ZM145 98H146V97H145ZM149 98H150V97H149ZM163 98H162V100H161V98H160V101H161V102H163V100H164ZM249 98H250V97H249ZM252 98H253V96H252ZM255 98H253V100H254ZM147 99H148V98H147ZM147 99H145V100L147 101ZM250 99H251V98H250ZM256 99H257V98H256ZM261 99H262V98H261ZM261 99H260V100H261ZM263 99H264V98H263ZM148 100H150V99H148ZM216 100H215V101H216ZM237 100H236V101H237ZM253 100H248V101L250 102V104H251L253 107H255L256 104L260 103L259 99H257V100H258V103H257V101H255V100L253 101ZM157 101H158V100H157ZM161 102H160V106L162 105V106H161V107H163L162 109L159 108V106H158L159 103H157V107L159 108L160 113L165 112L164 109H165V110H170V109H169L170 107L167 108V107H168L167 105L170 106V103H169V102H166V103L163 102L164 104L161 103ZM240 102H239L238 104H241ZM245 102H246V105H247V101H245ZM249 102H248V107H249ZM253 102H256L255 105H253ZM167 103H169V104H167ZM263 103H264V101H263ZM3 104H4V103H3ZM165 104H166V105H165ZM261 104H262V102H261L259 105H261ZM163 105H164V106H163ZM233 105H234V106H233ZM246 105H245V106H246ZM251 105H250L251 108H249V109H248V107L245 108V110L242 109V111H243V110L245 111V112L243 111V113H246V112H247V109L251 112V110L254 109V108H252ZM3 106H4V105H3ZM241 106H242V104H241ZM262 106L264 107L263 104H262ZM47 107H49V106L47 105ZM165 107H166V108H165ZM260 107H261V106H260ZM263 107H262V109H263ZM243 108H244V107H243ZM257 108H258V107H257ZM239 109H241V107H240ZM262 109H261V111H263V113H264V109H263V110H262ZM258 110H259V109H258ZM4 111H5V113H7V111H6V107L4 108ZM161 111H163V112H161ZM239 111H241V110H239ZM239 111H238V112H239ZM242 111H241V112H242ZM249 111H248V114H249ZM256 111H257V110H256ZM256 111H255V109H254V111H252V112H256ZM259 111H260V110H259ZM259 111L256 112L257 115L261 112V111H260V112H259ZM221 112H222V110H221ZM241 112H240L239 114H241ZM165 113H167V111H166ZM263 113H261V115H263ZM163 114H164V113H163ZM236 114H237V113H236ZM236 114H234V115H236ZM248 114H247V116H248ZM251 114H253V113H251ZM251 114H250V115H251ZM5 115H6V117L8 118V113L5 114ZM234 115H233V117H234ZM257 115L254 114V115H252V116L257 117ZM238 116H239V117H238ZM242 116H245V121L248 120V117H251V116H248V117H247L246 114H245V115H242ZM235 117H236V116H235ZM235 117H234V119H235ZM237 117H238V118H236V119H237V120H236V121H237V122H236V123H237V126H239V128H240V125L243 126V127L240 128V130H242V133H243V131H244L245 129L247 130V126H248V125H247V122H245L246 125L244 126V124H243V122H244V118H243V120H242L243 122H242L241 124H240V123L238 124L239 119H240L241 116H240V115H237ZM246 117H247V118H246ZM259 117H260V115H259ZM259 117H258V118H259ZM263 117H264V116H262L261 118H262L263 123H264V118H263ZM251 118H252V117H251ZM251 118H249V119H251ZM7 120H8V119H7ZM227 120H226V121H227ZM232 120H233V119H232ZM232 120H229V121H232ZM240 120H241V119H240ZM251 120H254V117H253ZM257 120H259V122H262V120H261L260 118H259V119L256 118V120H254V121L258 123ZM229 121L226 122L227 124H226L225 121H224L225 126H226V125L229 126V125H228ZM254 121H253V122H254ZM240 122H241V121H240ZM253 122H251V123L253 124ZM255 122H254V124H255ZM248 123H249V121H248ZM229 124H230V123H229ZM260 124H261V125H264V124H262V123H260ZM255 125H256V129L260 128L259 126H261V125H258V126H257V124H255ZM227 126L225 127L226 129H227ZM250 126H251V125H250ZM244 127H245V129L243 130ZM9 128H10V127H9ZM249 128H250V127L248 126V129H249ZM252 128H253L252 131H254V130H255L254 125H252ZM252 128H251V129H252ZM261 128H262V129H261ZM261 128H260L261 130H260V129L256 130L257 132L259 131V132H258L259 135H260L259 138L261 137V134H260L261 131H262V133H264V130H263L264 128H263V127H261ZM229 129H230V128H229ZM229 129L226 130V131H229ZM251 129H249V132H252ZM238 130H239V129H238ZM238 130H236V132L233 130V131H234V133H233V132H232V129H231V130H230L231 133H230V132H227V133H225V136H226V134H230L232 138H230L229 135H228V139L231 140V139H233L234 137H236V138H234L235 141H236V139L238 138L237 135H239L240 137L243 136V135H246L245 133H246L247 131H246V132L244 131L243 135H241V132H240V134H239V131H238ZM237 131H238V132H237ZM257 132H256V133H257ZM232 133H233V135H232ZM235 133H236V134H235ZM234 134H235L236 136H235ZM247 135H249V133H248ZM247 135H246V138H247V139L244 137V138L246 139V141H245V139H243V138L241 137V138H242V141H245V142H244L245 144L242 142L243 145H242V143H241V138H238V142H239V139H240V143H241V145H239V146H242V147H238V146H237V143H236L235 145L237 146L238 149L240 148V150H241V148L245 147V145L248 146L247 149L250 148V147L253 148L254 146L257 147L256 144H254V146H252L251 144H253V142L257 143L258 138L255 140V138L249 136V137L252 138V141H253V142L251 143V141L248 140ZM251 135H254V132H253ZM256 135H257V134H255L254 136L256 137ZM262 135H263V134H262ZM233 136H234V137H233ZM257 137H258V136H257ZM263 137H264V135H263ZM223 138H224V137H223ZM223 138H222V140H223ZM226 138H227V137H226ZM228 139L226 140V141H228V142H226V141H223V142H224L226 145H227V143H229V144L231 143L232 145H234V144H233V143H234V141H233L234 139L232 140L233 143H232L231 141H229ZM249 139H250V138H249ZM253 139H254V140H253ZM261 139H262V137H261ZM261 139H259V140H261ZM247 140H248V142L250 141V143H248L249 145H251L250 147H249V145L246 144ZM262 140H263V139H262ZM262 140H261V142H262ZM240 143H239V144H240ZM259 143H260V141H259L257 144H259ZM229 144H228V146L230 147ZM263 145H264V144H263ZM228 146H227V147H228ZM236 146H231L233 149H232L231 147H230V148H231L232 150H235L234 147H236ZM258 146H259V145H258ZM260 146H262V143L260 144ZM255 147H254V148H255ZM105 148H108V146H106ZM254 148H253V149H254ZM257 148H258V147H257ZM260 148H261V147H259L258 149H260ZM238 149H236V151H237ZM250 149H251V148H250ZM258 149H256V150L258 151V153L256 152L258 155H260V154H259L260 151H261V152L263 151L262 153H264V150H263L262 148H261L262 150H261V149L258 150ZM242 150H244V149H242ZM254 150H255V149H254ZM254 150H253V151H254ZM238 151H239V150H238ZM250 151H251V150H250ZM250 151H249V152H250ZM242 152H243V151H242ZM249 152H248V153H249ZM261 152H260V153H261ZM234 153L236 154V153H238V152H234ZM239 153H240V152H239ZM245 153H246V152H245ZM235 154H232V155H235ZM232 155H231V157L233 158ZM244 155H246V154L243 153V156H244ZM262 155H263V154H262ZM262 155H260V157H262ZM239 156H240V158L242 157L243 163H242L241 165H239L240 163H238V165H239V167L242 168V166H243V167L245 166V164H244V159H246L245 161H247V158H245V157H247V156H245L244 159H243V156H242V155L237 154V159H238ZM228 157H229V156H228ZM235 157H236V155H235ZM235 157L233 158V159H234V160H233L234 162H235V160H237ZM229 158H230V157H229ZM229 158H228V159H229ZM232 158H231V159H232ZM248 158H249V157H248ZM251 158H254V157H251ZM255 158H256V157H255ZM255 158H254V159H255ZM257 158H258V157H257ZM249 159H250V158H249ZM249 159H248V160H249ZM254 159H250V160H254ZM260 159H261V158H259L258 160H260ZM240 160H241V159H240ZM240 160L238 159L237 161L240 162ZM242 160H241V162H242ZM227 161H229V160H227ZM227 161H226V164H232L231 161H230V163H229V162L227 163ZM233 161H232V162H233ZM255 161H257V160H255ZM253 162H254V161H253ZM253 162H252V164H254ZM245 163H246V162H245ZM255 163H257V164H255V165L258 166L259 163L261 164V161H258V162H255ZM226 164H225V166H226ZM247 164H248V166L250 167V164H251V163H247ZM252 164H251V166H252ZM238 165L236 164V167H234V168H236V169L238 168V169H239V167H237ZM255 165H254V168L256 167ZM263 165H264V163L262 162V165H259V167H261V166H263ZM228 166H230V165H228ZM232 166H233V165H231L230 168H231ZM246 167H247V166H246ZM249 167H247V168H249ZM230 168H229V169H230ZM232 168H233V167H232ZM252 168H253V166H252L251 169H249V170H252ZM261 168H264V166L261 167ZM226 169H227V166H226ZM229 169H228V172H230V170H231V169H230V170H229ZM236 169H234V172H235ZM238 169H237V170H238ZM244 169H245V168H243V169H241V170L244 171ZM256 169H257V168H256ZM259 169H260V168H259ZM259 169L257 170L258 173L260 172ZM246 170H247V169H246ZM254 170H255V169H254ZM232 171H233V169H232ZM226 172H227V171H226ZM228 172H227V173H228ZM244 172H245V171H244ZM244 172H243V173H244ZM253 172H254V171H253ZM261 172H262V171H261ZM236 173H237V172H236ZM251 173H252V172H251ZM251 173L249 174L250 176H248V175L246 176V174L244 175V176H246V178H248L247 180H246V178H245V180L247 181V183H248V182L250 183V182L252 181V178H251V181H250V179H249V177H252L251 175H252L253 173H252V174H251ZM254 173L256 174V172H254ZM238 174H239V173H238ZM247 174H248V173H247ZM259 174H260V173H259ZM4 175H5L4 170H3V169H0V190H2L4 186H6V184H4V186H3V182L5 181V179H4ZM241 175H242V174H241ZM253 175H254V174H253ZM262 175H264V174H262ZM239 176H240V174H239ZM259 176H260V175H259ZM240 177L242 178L243 176H240ZM262 177L264 178V176H262ZM21 178H22V177H21ZM241 178H240V181H241V180L245 181L244 178H242V179H241ZM254 178H255V177H254ZM260 178H261V177H260ZM22 179H23V178H22ZM257 179L259 180V178H257ZM3 180H4V181H3ZM248 180H249V181H248ZM253 180H254V179H253ZM2 181H3V182H2ZM240 181H239V182H240ZM255 181H256V180H255ZM239 182H238V184H239ZM253 182H254V181H253ZM4 183H5V182H4ZM23 183H24V182H23ZM23 183H22V185H23ZM247 183H246V184H247ZM255 183L257 184V183H259V182L257 181V182H255ZM261 183H263V184H261ZM261 183H260V186H262V185L264 186V179L261 180ZM244 184H245V182H243V185H244ZM253 184H254V183H253ZM253 184H252V185H253ZM256 184H255V185H256ZM228 185H230V182H227V184H226V189H227L228 191L230 190V188H232V187L234 188V186H232V185H234V184H231L232 187L229 186L230 188L228 187ZM243 185H242V181H241V182H240V186H243ZM249 185H251V184H249ZM255 185H253V186H255ZM1 186H2V187H1ZM238 186H239V185H238ZM240 186H239V187H240ZM253 186H252V188H251V186H250V188H251V189H254V188L256 187V186H255V187L253 188ZM258 186H259V185H257V187H258ZM257 187H256V188H257ZM244 188H245V189H244V190H245L244 194H242L244 190L241 191V192L239 191L240 194H241V196L244 195V196H242V198H241V196H240V198H239V200H240V199H242V200L238 201V200H237V199H238V198H237L238 196L236 197L235 200H233V201L235 202V204H236V202H240V203L238 204V207L236 206L237 204L235 205L233 201L230 202L229 200H227V202L229 201L230 204H228L227 207H226V205H225V209H224V207H223V209L225 210V211L223 210V212H224L223 214L227 217V212H226V211H228V209L226 210V208H228V206H230V205H231V207H233V209H231V210H236L238 213H240V210L242 209L243 213H242V212L240 213V220H243V221H240V222H242V223H241L240 226L238 227L239 229H237V226H238V225H237V226L235 225V226H231V227H230V228L233 230V232H234V228H232V227H236V228H235V232H237V234H239L238 236H239V239L241 240V242L239 241L241 246H242V245H246V242L249 241V239H248L249 237H250V239H251V238L253 239V237H254V238L256 237V242L254 241L255 244L253 243V241H252L253 244H252L251 242H249V243H251V249H252V252H251V253L249 252V255H250V256L252 255L251 257H250L249 255H247V251L250 250V249L248 250V247H249L250 245L248 244L249 246L247 247V249H244L245 246H242V249L244 250V252H246V254H244V252H243V250H242L241 253H243V254H241V258H240V262H239V264H264V257L262 256V255H264V240H262L263 237H261L262 239L260 238V236H263V235H264V219H263V218H264V191H261L262 189L264 190V188L262 187V189H261V188L259 187L260 190H259V188H257L260 192L255 188V189L258 191V194H257V196H256L255 193H257V191L255 192V191L251 190V189L247 186V188L250 189L249 191H250V192L253 191V193L255 194V197L253 196V198H256V199H255L256 201L253 200L252 196H251L252 200H249L250 197H249V199H246V198L248 197L247 194H248L249 192L247 193L248 189H246V187H244ZM240 189H243V187H242V188L240 187L239 190H240ZM255 189H254V190H255ZM246 190H247V191H246ZM6 191H7V190H5V192H6ZM240 194H239V195H240ZM254 194H252V195H254ZM0 196H1V195H0ZM249 196H250V195H249ZM0 198H1V199L3 198L2 200H4V203L7 201V198L4 199L3 196H1ZM41 199H42V198H41ZM246 200H247V202H248V201H249V202L251 201L250 203H252V204H248V203L246 204V203H245ZM38 201H39V200H38ZM38 201H37V203H38L37 205H38V207H39V209H40L39 211H40L41 217H42V219L47 220L46 222L48 223V221H49V219H50V215H49V212H48V213L46 212L48 209H46V211L43 210V209H44L43 205H45V204H44V199H42L43 202H42V201H41V202H38ZM252 201L256 202V204H255L254 202H252ZM241 202H243V203L241 204ZM0 204H1V202H0ZM253 204H254V205H253ZM240 205H241V206L244 205V209H245V210L243 209V206L240 207ZM247 205H248V207H246ZM41 206H42V207H41ZM249 206H250V207H249ZM239 207H240V208H239ZM254 207H255V208H254ZM234 208H235V209H234ZM246 208H247V209H246ZM253 209H254V210H253ZM249 210L252 211V212H250ZM255 210H256V211H255ZM41 211H42V212H41ZM44 211H45L47 214H46ZM48 211H49V210H48ZM244 211H245V212L247 211V213H245ZM253 211H254V212H253ZM162 212H163V211H161V214H162ZM225 212H226V214H225ZM184 213H186V212H184ZM249 213H250L251 215H250ZM253 213L256 214V215H254ZM163 214H164V212H163ZM228 214H230V208H229V212H228ZM235 214H236V213H235ZM241 214H243V215L241 216ZM181 215H182V217H183V216L185 217L186 214H184V215L181 214ZM187 215H188V214H187ZM236 215H237V214H236ZM244 215H245V217L242 219V217H243ZM261 215H263L262 220H261ZM188 216H189V215H188ZM222 216H223V215H222ZM230 216H231V215H229L228 217L230 218ZM238 216H239V214H238L237 217H236V220H237V221H238V218H239ZM247 216H248V217H247ZM258 216H259V217H258ZM231 217H232V216H231ZM249 217H251V218H249ZM253 217H254V218H253ZM256 217H257L258 219H257ZM46 218H47V219H46ZM186 218L189 219V217H187V216H186ZM186 218H184V221H185V220H186V221L188 220V219H186ZM229 218H228V221L230 220ZM255 218H256V219H255ZM224 219H225V218L223 217V223L225 224L226 231H227L228 234H230V233L232 232V230L229 228V226L232 225V224H230V221H231L232 219H231L229 222L227 221V218H226L225 220H224ZM246 219H247V220H246ZM250 219H251V221H250ZM254 219H255L256 221H255ZM181 220H182V218H181ZM244 220H246V221H244ZM182 221H183V220H182ZM225 221H226V222H225ZM254 221H255V223H254ZM46 222H44V223H46ZM246 222H247V223H246ZM248 222H249V223H248ZM251 222H252V223H251ZM3 223H4V220L2 221L1 224L4 225ZM228 223H229L230 225H228ZM236 223H237V222H236ZM7 224H8V223H7ZM7 224H5V225H7ZM237 224H239V223H237ZM249 224H250V225H249ZM2 225H1V226H2ZM5 225L2 226V227H3V228H7L8 226L6 227ZM8 225H9V224H8ZM229 229H230V231H231L230 233H229ZM171 230H172V229H171ZM172 231H173V230H172ZM172 231H170V233H171ZM235 232H234V233H235ZM238 232H239V233H238ZM168 233H169V232H168ZM251 234H253V237H251ZM254 234H255V235H254ZM235 235H236V234H235ZM11 238H12V236H11ZM258 238H259L260 240H259ZM13 239L15 240V237H13V238L11 239V240L14 242ZM237 239H238V238H237ZM247 239H248V240H247ZM9 240H10V239H9ZM16 240H17V238H16ZM51 240H52V239H51ZM253 240H254V239H253ZM261 240H262V241H261ZM17 241H18V240H17ZM13 242H11V245H14V246H15L16 244L19 245V244H18L19 242H18V243L14 242L15 244H13ZM55 244H57V243H55ZM11 245L9 244V246H11ZM57 245H58V244H57ZM57 245H56V246H57ZM14 246H12V247H14ZM18 247H20V246H18ZM58 247H59V246H58ZM17 249H18V248H17ZM253 256H254V257H253ZM40 259H41V258H40ZM41 264H43V263H42V260H41Z\"/></svg>",
  "mask_w": 264,
  "mask_h": 264
},
{
  "label": "crops",
  "instance_id": "obj_3",
  "mask_svg": "<svg viewBox=\"0 0 264 264\" xmlns=\"http://www.w3.org/2000/svg\"><path fill=\"white\" fill-rule=\"evenodd\" d=\"M5 10V9H4ZM1 17V16H0Z\"/></svg>",
  "mask_w": 264,
  "mask_h": 264
}]
</instances>
